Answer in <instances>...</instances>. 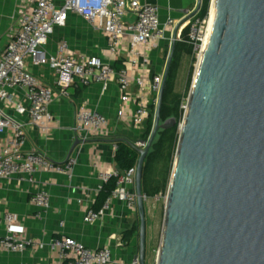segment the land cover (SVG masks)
<instances>
[{
    "label": "water",
    "instance_id": "1",
    "mask_svg": "<svg viewBox=\"0 0 264 264\" xmlns=\"http://www.w3.org/2000/svg\"><path fill=\"white\" fill-rule=\"evenodd\" d=\"M203 0L186 21L198 16ZM212 26L180 128L158 264H264V0H213ZM164 71L149 139L126 143L140 159L136 173L139 254L147 264L146 159L160 132L178 33ZM87 140H77L75 149ZM145 144V147H140Z\"/></svg>",
    "mask_w": 264,
    "mask_h": 264
},
{
    "label": "built area",
    "instance_id": "2",
    "mask_svg": "<svg viewBox=\"0 0 264 264\" xmlns=\"http://www.w3.org/2000/svg\"><path fill=\"white\" fill-rule=\"evenodd\" d=\"M70 15L80 16L96 26L108 40L111 54L125 56L126 67L117 70L100 57L77 55L65 41L58 45L55 54H48L51 37L58 28L67 25ZM211 21L212 6L206 18H192L187 26V39L179 34L178 40L190 45L202 56ZM175 27L173 20L163 25L159 8L140 0H31L29 6L22 7L18 30L0 58V136H9L5 144L0 143V182L16 176L31 178L39 173H73L76 158L70 157L65 163L57 164L47 154L27 152L24 146L29 126L47 132L55 123L50 106L69 99L74 88L95 84L107 88L117 83L121 91L118 118L139 132H145L156 111L164 77V71L152 75V53L168 35H172ZM29 64L48 68L55 77L54 84L44 83L29 70ZM188 106L189 101L181 106L182 121ZM6 110L14 111L20 118H29L30 123L17 120ZM75 131L84 140L110 138L112 133L107 118L88 107L77 110ZM140 147H145V144H140ZM114 149L117 152V144H114ZM92 169L102 184L115 180L116 185L101 211L87 210L85 224L95 225L101 221L111 211L113 201L123 204L132 213H138L137 167L121 172L95 157ZM143 198L145 203L151 200L146 195ZM30 200L42 212L51 208V197L46 191L36 192ZM2 226L6 234L0 237V250L19 254L29 248L43 247V244L24 236V229L16 215L0 216ZM51 248L60 253L62 264H139L136 260L129 263L115 261L109 247L92 250L67 236L53 240Z\"/></svg>",
    "mask_w": 264,
    "mask_h": 264
},
{
    "label": "crops",
    "instance_id": "3",
    "mask_svg": "<svg viewBox=\"0 0 264 264\" xmlns=\"http://www.w3.org/2000/svg\"><path fill=\"white\" fill-rule=\"evenodd\" d=\"M140 1L159 8V17L163 25L169 20H173L176 27L182 24L178 36L181 34L184 39L183 34L186 33L187 39V26L190 20H186L195 11L197 0ZM30 4L31 0H0V58L18 30L21 8ZM173 33L168 35L152 53V75L165 71L163 61L170 49ZM64 41L77 55L97 56L114 66L120 64L121 69L127 65L124 62L125 56L112 55L106 37L96 26L80 16L70 15L67 25L55 31L47 46L48 54H55L58 45ZM178 43L181 42L178 40ZM28 68L44 83L54 84L55 77L48 68H37L30 64ZM120 105L121 91L117 83H112L107 88L102 84L87 88L78 87L70 91L69 99L55 102L50 106L55 123L47 132L43 133L40 129L29 126L24 150L45 153L57 164H63L68 160L77 140H84L75 131L76 113L80 107L96 110L106 117L112 133L110 138L87 139L88 143L81 144L75 149L71 157L77 159V164L71 175L39 173L31 178L16 176L9 181L0 182V216L16 215L24 229V236L43 244V247L29 248L19 254L0 250V264H62L60 253L51 248L52 241L62 236L71 237L92 250L109 247L115 261L129 263L135 260V256L139 254L138 234L130 241L124 237L136 227L137 214L130 212L123 204L113 201L111 211L107 212L101 221L95 225L84 223L85 213L88 209H94L98 196L105 186L92 169L93 159L99 157L103 164L116 167L114 144L93 140L126 138L137 142L144 133L120 121L118 118ZM6 113L25 124L30 123L29 118H20L14 111L6 110ZM8 138V135L0 136V143L5 144ZM42 190L48 192L51 197V208L47 212L40 211L30 200L32 195ZM149 204L150 202L146 203V212L152 238L156 228L149 220ZM5 234V227H0V237Z\"/></svg>",
    "mask_w": 264,
    "mask_h": 264
},
{
    "label": "trees",
    "instance_id": "4",
    "mask_svg": "<svg viewBox=\"0 0 264 264\" xmlns=\"http://www.w3.org/2000/svg\"><path fill=\"white\" fill-rule=\"evenodd\" d=\"M210 2L211 0H203L202 11L198 15L200 18L204 19L208 16ZM183 37L184 39H186V33L183 34ZM191 48L192 47L186 43H179L178 46L176 47V52L164 96L162 122H166L167 120H169L173 111H175L178 121L181 120V114L179 112L178 104L176 105V102H174L172 109L170 107V103L175 95L177 71L179 69V56H180L179 54L184 52L186 54L191 55L192 53ZM115 68L117 70H121V65L117 64ZM154 119L155 117H153L152 114V117L150 118L147 124L146 131L142 134L141 139H144L146 141L149 139L154 127ZM178 138H179V134L177 132V126L173 127L168 131L159 133L144 165V172H143L144 195L152 198L158 194L166 193L167 184L165 183H162V186L157 185L155 189H149L150 187L149 177L153 169L154 163L163 159H172V157L174 156L176 145L178 143ZM117 145H118V150L115 155L116 168L121 172H126L128 170L136 168L140 159V155L126 143H118ZM115 185H116V181L111 180L107 185L104 186L94 206L95 210L97 211L101 210L107 199L115 190ZM138 232H139V220L136 227L132 231L127 232L125 234L124 239L130 241L136 234H138Z\"/></svg>",
    "mask_w": 264,
    "mask_h": 264
},
{
    "label": "rangeland",
    "instance_id": "5",
    "mask_svg": "<svg viewBox=\"0 0 264 264\" xmlns=\"http://www.w3.org/2000/svg\"><path fill=\"white\" fill-rule=\"evenodd\" d=\"M212 1L210 2L209 12L212 6ZM209 14V13H208ZM179 44V43H178ZM177 44V46H178ZM191 55L186 54L184 52L180 53L179 55V69L177 71V80H176V87H175V95L171 100L170 107L173 109V103L176 102L178 104L179 112L181 114V106L183 103H186L190 99L192 85L194 78L197 73L199 61L201 58V54L199 52L194 51L193 48ZM171 52V48L166 54L165 59L163 61V69L165 70L169 55ZM155 114V111L153 115ZM176 119L177 132L180 138V128L183 123L182 121V114L181 120L178 121L175 111L172 112L170 119ZM179 138L178 143L176 145V149L174 152V156L172 159H163L159 160L153 165V169L151 171L149 177V189H155L157 185L162 186V183L167 184V191L164 194H158L154 197H149L150 204H149V220L150 223L153 224L156 228V233L152 238L150 237V230H149V221L146 216L147 220V247H149V259L147 264H157L159 258V252L161 249V242L163 237V229H164V218L166 213V206L168 200V191L173 175V170L176 162V155L177 149L179 145ZM138 220V219H136ZM148 250V248H147Z\"/></svg>",
    "mask_w": 264,
    "mask_h": 264
},
{
    "label": "bare ground",
    "instance_id": "6",
    "mask_svg": "<svg viewBox=\"0 0 264 264\" xmlns=\"http://www.w3.org/2000/svg\"><path fill=\"white\" fill-rule=\"evenodd\" d=\"M212 20H213V18H212ZM212 22H213V21H211V26H212ZM210 33H211V29H210V31H209L208 37H207L206 42H205V45H204V51H205V49H206V47H207V45H208V42H209V35H210Z\"/></svg>",
    "mask_w": 264,
    "mask_h": 264
}]
</instances>
